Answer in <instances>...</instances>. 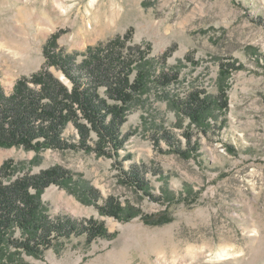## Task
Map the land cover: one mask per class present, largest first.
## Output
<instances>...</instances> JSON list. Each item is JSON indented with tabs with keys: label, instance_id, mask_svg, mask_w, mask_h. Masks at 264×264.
Here are the masks:
<instances>
[{
	"label": "rangeland",
	"instance_id": "374dc122",
	"mask_svg": "<svg viewBox=\"0 0 264 264\" xmlns=\"http://www.w3.org/2000/svg\"><path fill=\"white\" fill-rule=\"evenodd\" d=\"M126 34L133 52L150 51L119 150L96 152L99 137L84 119L88 150L0 147V168L15 167L11 181L67 172L69 180L39 197L50 217L96 222L107 233L73 235L25 261L264 264V0H0V84L9 94L40 70L53 36L81 61ZM48 70L71 87L61 70ZM162 73L177 75L164 84ZM196 91L209 105L198 119L185 105ZM62 134L80 140L73 122ZM132 168L140 183L129 178ZM106 205L123 212L107 215Z\"/></svg>",
	"mask_w": 264,
	"mask_h": 264
},
{
	"label": "trees",
	"instance_id": "16d2710c",
	"mask_svg": "<svg viewBox=\"0 0 264 264\" xmlns=\"http://www.w3.org/2000/svg\"><path fill=\"white\" fill-rule=\"evenodd\" d=\"M55 40L53 36L45 44L46 61L40 70L19 79L9 94L0 84V147L25 150L81 147L88 150V129L78 123L84 119L91 125L90 131L99 137L96 152L119 150L123 144L119 128L125 121L129 104L141 92L146 75L141 67L147 61L146 52L150 47L146 46V52H133L135 47L128 45L131 37L126 34L94 50L88 49L78 61L77 54L58 50ZM172 52L169 48L162 61ZM49 67L61 70L71 87L59 82L49 72ZM176 75L162 73L157 81L167 84L175 80ZM200 95L198 91L192 92L185 100L186 109L189 107L196 119L209 108L207 98ZM69 122H73L79 132L77 143L62 134ZM11 166L4 163L0 168V264H29L24 256L41 259L50 249H62L73 235L85 234L88 240L107 237L106 231L96 222L80 224L67 216L50 217L40 204L39 197L45 188L70 179L67 172L51 168L36 176L26 175L11 181L15 173V167ZM129 175L133 183L141 182L136 168H132ZM5 176H8V183H5ZM144 194L150 196L147 190ZM110 209L113 210L102 208L107 215L116 218L123 212L119 206Z\"/></svg>",
	"mask_w": 264,
	"mask_h": 264
},
{
	"label": "bare ground",
	"instance_id": "6f19581e",
	"mask_svg": "<svg viewBox=\"0 0 264 264\" xmlns=\"http://www.w3.org/2000/svg\"><path fill=\"white\" fill-rule=\"evenodd\" d=\"M62 12H63V11H62ZM222 255H225V254H222ZM220 256H221V255H220ZM220 256H219V257H220ZM221 259H222V258H221Z\"/></svg>",
	"mask_w": 264,
	"mask_h": 264
}]
</instances>
